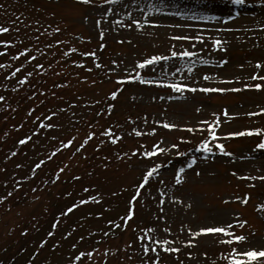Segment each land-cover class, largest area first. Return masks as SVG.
<instances>
[{"label": "rangeland", "instance_id": "obj_1", "mask_svg": "<svg viewBox=\"0 0 264 264\" xmlns=\"http://www.w3.org/2000/svg\"><path fill=\"white\" fill-rule=\"evenodd\" d=\"M101 7L113 9L107 19H101ZM241 12L247 14L240 16ZM242 17L246 22L242 23ZM97 19L101 20L99 27ZM131 19L140 20L141 27H127ZM153 19L154 23H144ZM0 26L10 29L0 33V39L13 42L7 53L0 55V64L5 65L0 68V95L5 97L0 101V196L7 197L0 202V264H67L74 252L92 249L98 251L91 260L83 258L78 264H142L145 257L141 245L150 241L137 238L149 228L153 231L147 235L153 240L167 239L173 242L169 247L180 249L178 253H168L158 248L159 264H226L222 257L232 247H238L236 244L218 243L225 237L213 234L193 238L189 229L197 231L202 226L226 224L237 218L247 221L243 229H235L248 238L239 247H264V180L237 178L264 176V150L255 148L261 137L224 135L264 129V113L248 115L264 108V87H243L246 83L264 84L250 79L253 74L264 75V0H243L241 4H233L232 0H115L112 4L93 0L88 5L80 0H0ZM216 39L222 44L214 48ZM101 43L105 45L103 49L99 47ZM4 47L0 45V52ZM25 47L28 53L11 59ZM69 48L77 51L68 52ZM84 51L95 52L96 57L80 55ZM171 51L195 55L171 57ZM29 55L36 59L29 61ZM153 55L169 59L137 71L142 79L161 84L117 82L118 77L135 75L132 69L137 62ZM221 59L227 63L221 66ZM205 60L208 63H202ZM257 62L259 69L255 67ZM97 63L100 68L95 66ZM36 64L42 69L35 68ZM16 68H21L20 72L11 76ZM29 72L32 75L20 85L19 80ZM204 75L209 80H204ZM165 82L240 91L178 93ZM117 88L121 90L112 100L108 94ZM108 103L114 105L111 113L97 116ZM225 109L228 116L222 115ZM50 112L57 113L53 122L60 127L36 131L35 118ZM214 113L221 120L216 129L220 139L210 140L213 151L205 153L198 150V145L207 137V131L188 132L186 126L195 128L204 120L211 123ZM163 122L177 127L164 128ZM89 124L94 125L96 135L73 155L90 130ZM20 125L23 126L18 128ZM109 127L121 137L116 144L102 135ZM134 129L142 135H136ZM25 134L32 139L19 145L17 141ZM73 136L74 146L62 149L46 160L35 176L31 174L34 164L51 155L60 140ZM100 140L105 142L97 149ZM160 141L159 147L167 151L155 157L141 155ZM217 142L231 155L220 153L215 148ZM172 143L178 144V150L185 155L176 156L177 149L170 148ZM191 156L196 157V163L188 168ZM157 163L162 168L140 190L134 216L125 227L121 218L135 194V186L147 168ZM18 164L21 167L17 168ZM65 165L55 180L57 170ZM181 167L185 172L177 184L175 172ZM73 176L80 179L74 180ZM84 188L89 191L84 192ZM245 193L249 195L246 204L235 199H242ZM89 195L97 196L99 203L90 201L60 215L66 206ZM109 220L120 227H113ZM53 223L58 224L57 228L51 227ZM48 231H53L54 236L47 237ZM66 233L71 234L65 238ZM42 239L47 243L40 247ZM188 240L194 241L191 247L185 243ZM73 243L77 245L75 250L71 248ZM148 257L155 259L156 254L149 252Z\"/></svg>", "mask_w": 264, "mask_h": 264}, {"label": "snow or ice", "instance_id": "obj_2", "mask_svg": "<svg viewBox=\"0 0 264 264\" xmlns=\"http://www.w3.org/2000/svg\"><path fill=\"white\" fill-rule=\"evenodd\" d=\"M81 3L83 4H92L93 0H80ZM115 0H101L102 4H112L114 3ZM233 4H241L243 3V0H232ZM160 9H156V11H159ZM113 12L112 8H108L107 10H105L103 7L100 8V14H101V19H107L108 14ZM179 14V13H178ZM130 15V14H129ZM85 19H87V17H85ZM154 19L153 20H145L144 23L148 24V23H154ZM96 25L99 27L101 20L97 19L95 21ZM117 24H120L121 22L118 20L116 21ZM132 26H135L136 28H140L141 27V23L140 20L138 19H131L130 23L127 24V27L131 28ZM10 31V29L8 27H3L0 26V33H8ZM57 32L60 31L59 28L56 29ZM100 38L102 39L104 36V32L101 31L99 33ZM173 39H190L189 37H173ZM196 39H201L200 37H196ZM13 42L11 40H3L0 39V45H4V50L2 52H0V55H4L7 53V47L9 45H11ZM57 43H61V41H57ZM222 44V41L220 39H216L213 42V47H219ZM99 47L101 49H103L105 47V45L103 43H101L99 45ZM223 50V49H221ZM77 50L75 48H69L68 52H72L75 53ZM29 49L27 47H25L23 49V51H17V53L15 55H13L11 57L12 60H17L20 56L24 55L25 53H28ZM68 52H65L64 55L67 56ZM80 55L85 56V57H96V53L95 52H88V51H84L81 52ZM171 57H176V56H188V57H192L195 54L193 52L190 51H181V52H176V51H171L170 53ZM27 59L29 61L35 60L36 57L29 55L27 57ZM98 59V58H97ZM169 59V56H165V55H153L150 58H145L142 61H138L136 66L132 69V72H135V75H126L124 77H118L117 78V82L119 84H123L126 81H139L142 84H152V83H156V84H161V81H153V80H144L141 78V74L139 71H137V69H144L146 66L149 65H153L155 62L157 61H166ZM73 63H77L76 61H73ZM202 63H208V61H202ZM225 63H227L226 59H221L219 61V64L222 66ZM113 65L117 64V61L113 60L112 61ZM79 66L83 67V61L79 62ZM97 68H100L101 65L100 64H96L95 65ZM5 67V65L0 64V68ZM23 67V65H21V68ZM42 65L40 64H36L35 68L37 69H42ZM255 67L257 69H259L261 67L260 63L257 62ZM21 68H16L14 71H12L10 73L11 76H16L17 73L20 72ZM92 69H87V71H91ZM110 71H112V69H110ZM128 69H125V72H127ZM177 72L180 71L179 68L176 69ZM189 72L192 71L191 68L188 69ZM32 75L31 72L27 73L25 76H23L20 80H19V84L23 85L26 83V81L28 80V77H30ZM204 80H209V76L208 75H204L203 76ZM251 80L255 81V80H260V81H264V75H257V74H253L250 77ZM228 83H231V81H227ZM165 85L174 90L175 92L178 93H183L185 90L191 91V92H196V91H201L204 93H209V92H217V93H223L226 91H240V89H227V88H208V87H204V88H199L197 89L196 87H191L189 84L186 83H179V82H165ZM57 87H63L65 85H56ZM244 88H254L256 90H260L262 87H264V84L262 83H253V84H244L243 86ZM120 88H117L115 91H111L108 95L112 100H115L118 92L120 91ZM43 93H41L42 95ZM33 95H36V93H33ZM54 95V94H53ZM172 97H169V99H171ZM5 99L4 96L0 95V101H3ZM161 99H163V97H161ZM93 103L95 104H99L100 101H94ZM114 105L112 103H108L106 108H102L99 112L96 113L97 116H100L101 114H110L111 110L113 109ZM33 110H29V115H31ZM61 112L64 111V109H60ZM197 112L200 111V108L196 109ZM260 113H264V108H260L259 111L257 113H248L249 116L252 115H259ZM215 119L210 123L207 120L201 121L200 124L197 127H191V126H186V130L188 132H196V131H207V137L202 139L200 144L198 145V150H202L205 153H210L213 151L212 146L210 145V140L211 141H218L220 139V137L217 136L216 133V129L220 127L221 124V120H220V116L216 115L215 113L213 114ZM223 116H228V112L225 109L222 113ZM57 113L56 112H50V114L48 115H43L42 117H36V123H37V128L36 131H40L42 129H58L60 127V125H58L57 123L53 122V117H56ZM47 121V123L45 122ZM159 123V122H158ZM23 125L17 126L22 127ZM164 128L167 129H172V128H176L177 125L176 124H172V123H167V122H163L162 125ZM88 128L90 129L87 134L83 137L82 142L79 143L78 147L75 148V152L73 153V155H76L77 153L80 152L81 149L85 148V145H87L89 143V141H91L93 139V137L96 135V132L92 129H94V125L93 124H89ZM135 132L136 135H142L141 132L136 131L135 129L133 130ZM153 133L155 132V129L151 130ZM257 135L260 136L261 139L259 140L258 143H256L255 148L256 149H260V150H264V129L261 128H253V129H245L243 131H233V132H228L225 133V138H229V137H238V136H251V135ZM33 135H35V132L33 133ZM102 135L109 139L111 141L112 144H116L117 141H119L121 139V137L119 135H115L112 132L111 127L105 129L102 133ZM32 139L31 135L25 134L21 139H19L17 141V143L19 145H26L30 140ZM51 139L55 140L56 137L53 136L51 137ZM76 140V137L73 136L72 138H67L66 140H60L59 141V146L55 148V150L51 153V155H46L44 159H40L39 162L35 163L33 168H32V175L35 176L36 175V170L40 169L42 165L45 164L46 160L50 161L55 155L56 153L60 152L62 149H67L69 148V146H74V141ZM181 140H183V138H181ZM104 140H100L99 143L96 145V148L99 149L101 145L104 144ZM162 143V141L157 142V144H153L152 145V150L151 151H144L141 153V155L143 157H155L157 155V153H162L164 151H167L166 148H161L159 147V144ZM171 149H177V151L175 152L176 156H184L185 153L180 152L178 150L179 145L176 143H172L170 145ZM215 148L222 154L225 155H231V153H226L225 152V147L223 144L221 143H215ZM133 155L136 154V150H133ZM12 155H16V153H12ZM120 157L117 156V159H119ZM196 163V157L195 156H191L188 161H187V167L191 168L194 164ZM17 168L21 167V165H16ZM67 167V165H65L62 168H59L55 174V180L59 179V174L63 173L65 168ZM162 168V165L157 163L154 164L152 167L147 168V171L144 172L142 174V177L139 181L138 186H135V194L131 195L129 201H128V207L126 210V214L121 218L124 226H127V223L129 220H131L134 216V202L137 201V197L140 194V190L145 187V185L149 182L150 178L157 173V170ZM0 171H2V169H0ZM185 172V168L181 167L179 168L176 172H175V183L179 184L181 183L183 177H182V173ZM197 175H199V172L196 173ZM232 175H236L235 172L232 173ZM74 180H79L80 177L79 176H73L72 177ZM238 179H246V180H251V179H260V180H264V176H260V177H252V176H240L237 177ZM25 179H27V177H25ZM44 183H47V181H45ZM161 183H163V181H161ZM21 185L19 183L16 184V187L19 188ZM33 192L36 191L35 188L32 189ZM84 192H88L89 189L88 188H84L83 189ZM12 193L9 192L8 196H11ZM67 195V193H66ZM99 194H97L98 196ZM115 195V193H114ZM97 196H91L89 195L87 197V199H80L78 201V203H71L70 206H66L65 210L62 211L60 213L61 216L67 215L71 212H73L74 209H77L80 205H84L87 204L88 202H96L99 203V200L97 199ZM7 199L6 196H0V202L5 201ZM235 199L237 201H239L240 203L246 204L248 202L249 199V195L247 193L244 194L243 198L241 199L240 196H236ZM161 203H163V199H161ZM225 203H227V201H225ZM262 208H264V205H261ZM97 215L99 216L100 213H97ZM239 214H237L238 217ZM163 217H161L162 219ZM108 223L110 225H112L115 228H119L120 225L116 224L114 221L109 220ZM247 224L246 220H241V219H234L232 220L230 223H226V224H218V225H213V226H202L200 227L197 231H192L191 229H189V233L190 235L195 238L198 237L202 234L206 235V234H213L215 236H223L225 237V239H218V243H222V244H227L229 246L236 244L238 247H232L230 249V253L225 256L222 257V259H224L226 261V264H264V247H260L259 249H257L256 247H248V248H242L239 247V245H242L244 243L247 242V236L244 234H237L235 229L236 228H240L243 229L244 226ZM58 224L57 223H53L51 225V227L53 229L57 228ZM235 226V227H234ZM25 233L27 232V229L24 230ZM153 229L149 228L147 230H145V235H142L140 237H138L137 239H147L148 241H150V243L148 244H142L141 245V250L144 254L145 259L143 260L142 264H159V255L157 252V249L159 248L161 251L164 252H168V253H178L180 251L179 248H175V247H169L168 245L172 244L173 242L167 239H156L153 240L151 236H148L147 233L152 232ZM164 231L168 232L170 231L169 229H164ZM71 233H66L65 234V238H67ZM47 237H53L54 236V232L53 231H48L47 232ZM103 235L107 236L108 233H104ZM79 239L81 241L84 240V237L81 236L79 237ZM47 243L46 240H41L40 241V247H43L45 244ZM99 243V242H97ZM187 246L191 247L194 243L193 240H188L185 242ZM59 245V241L53 245V247H57ZM130 246V245H129ZM72 249H77V245L75 243H73L71 245ZM97 249H92L90 251H76L73 253L72 258L67 262V264H78V262H80L83 258H87L88 260H91V258L93 257L94 253L97 252ZM149 252L156 254V258L155 259H151L148 257ZM107 254V250H105V255ZM206 255V254H205ZM188 256L191 257V253H188ZM106 264V261H105ZM182 264V262H181Z\"/></svg>", "mask_w": 264, "mask_h": 264}, {"label": "bare ground", "instance_id": "obj_3", "mask_svg": "<svg viewBox=\"0 0 264 264\" xmlns=\"http://www.w3.org/2000/svg\"><path fill=\"white\" fill-rule=\"evenodd\" d=\"M240 14V16H244L245 14H247V13H245V12H241V13H239ZM241 21H242V23H244V22H246V19L245 18H241Z\"/></svg>", "mask_w": 264, "mask_h": 264}]
</instances>
